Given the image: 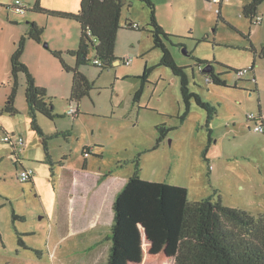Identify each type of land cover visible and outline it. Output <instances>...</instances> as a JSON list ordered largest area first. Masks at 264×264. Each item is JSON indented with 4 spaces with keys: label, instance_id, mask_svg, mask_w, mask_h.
<instances>
[{
    "label": "rangeland",
    "instance_id": "obj_1",
    "mask_svg": "<svg viewBox=\"0 0 264 264\" xmlns=\"http://www.w3.org/2000/svg\"><path fill=\"white\" fill-rule=\"evenodd\" d=\"M17 1L27 9L25 14L12 9ZM123 1L116 55L132 63L102 69L94 64L90 45V62L80 71L94 89L75 103L81 112L73 117L67 114L73 74L62 70L51 51L64 23L76 22L31 12L34 0H0V264H108L114 201L125 180L135 174L137 162L142 179L187 188L190 202L214 195L225 206L255 218L264 214V134L255 132V123L247 120L261 114V105L264 112V59L252 50L264 46V22L255 24L243 15L250 0H223L222 6L209 0H152L158 21L173 36L165 44L185 69L190 91L218 108L208 161L203 157L209 146L207 113L192 101L190 115L181 124L185 107L180 78L159 65L163 52L154 48L149 6ZM41 5L72 8L74 3L42 0ZM79 5L76 2L75 8ZM257 14L264 18V4ZM34 18L43 19L42 42L26 39L21 60L55 107V118L38 114V124L46 136L69 131L66 137L48 140L53 164L45 162L42 137L32 128L25 75L14 97L18 113L6 109L13 88L10 58ZM130 21L140 30L127 28ZM36 47H42L46 57L40 58ZM63 57L75 64L73 58ZM198 60L212 63L228 87L208 83L202 74L206 65ZM146 65L151 71L135 104ZM242 68L250 72L241 80L235 71ZM160 125L173 130L158 145ZM7 135L23 137L25 146L15 153L3 141ZM85 146L92 149L90 155L83 153ZM24 169L34 171L32 182L18 179ZM19 237L30 249L19 245Z\"/></svg>",
    "mask_w": 264,
    "mask_h": 264
},
{
    "label": "trees",
    "instance_id": "obj_2",
    "mask_svg": "<svg viewBox=\"0 0 264 264\" xmlns=\"http://www.w3.org/2000/svg\"><path fill=\"white\" fill-rule=\"evenodd\" d=\"M138 1L146 3L150 9L151 22L148 25L153 34L154 48L163 52L159 65L171 69L172 73L180 78L185 107L183 115L179 117L181 124H184L190 115L192 101L207 113L206 127L209 131V146L205 148L203 157L208 161L207 153L212 143L213 132L211 125L214 118L218 116V108L204 101L196 92L190 91L185 69L177 65L165 44V41H170L173 36L159 24L156 17V5L152 0ZM34 2L31 12L46 14L48 17L75 20L81 27L79 49L67 53L75 56V66H70L65 61L63 52L60 50L51 51L52 56L60 61L62 70L73 74L69 100L71 104L76 105V102L80 103L83 98L90 96L94 89V84L80 71L82 66L90 62L88 58L90 45L95 50L94 64L99 61L101 65L97 66L102 69L113 68L114 63L119 60L115 53L117 37H119V31L122 28L124 1L82 0L78 13L47 10L41 5L42 0H34ZM263 4L264 0H250L244 5L242 13L246 19L258 24L256 20L260 15L257 14V11ZM12 9H15L16 12L21 10L22 14L27 11L22 4L15 5ZM218 17L219 20H222L221 13H218ZM126 27L140 30L138 24L132 21L127 23ZM44 30V27L33 22L27 35L23 36L11 56L13 88L6 109L12 115L18 113L14 107V97L18 81L22 75H25V99L32 128L42 137V145L46 154L45 162L53 164L48 140L53 137H66L69 135V131L56 132L52 136H46L42 132L37 120L38 114L54 119L55 107L44 88L35 84V79L29 72L27 64L21 60L26 39L41 43ZM86 47L88 48L86 49ZM252 50L255 57L264 59V46L261 51H257L255 48ZM255 57L251 66L252 71H255ZM198 62L200 65L212 64L200 60ZM150 71L149 67L144 69V74L141 76L142 84L133 99L135 104L139 103V99H141ZM237 72L239 70L235 71L236 75ZM202 74L210 79L214 86L228 87L226 80L222 78V73H216L215 69L208 73L202 72ZM247 120L259 122L264 126L262 112L255 120L249 119V116ZM157 130L159 134L157 144L159 145L173 128L160 125ZM83 153L90 155L91 149L84 147ZM140 171L139 162H137L135 174L128 178L123 189L116 195L108 264H142L144 261L147 264H166L170 260H173L174 264H264V214L255 218L246 211L225 206L222 199L215 200L214 195L197 202H190L187 188L164 182H149L140 177ZM108 176L103 177L108 178ZM32 181L33 178L28 182ZM14 217L15 219H24L18 215H14ZM18 242L23 248L30 249L21 237Z\"/></svg>",
    "mask_w": 264,
    "mask_h": 264
},
{
    "label": "crops",
    "instance_id": "obj_3",
    "mask_svg": "<svg viewBox=\"0 0 264 264\" xmlns=\"http://www.w3.org/2000/svg\"><path fill=\"white\" fill-rule=\"evenodd\" d=\"M73 3H74V6L72 5V8H70V6H65V7H48L46 8L47 10H52V11H61V12H67V13H78L79 9H80V6H81V1L82 0H71ZM76 2L77 4H80L77 8H75L76 6ZM219 5H223V0H221V3ZM221 13V11H220ZM261 19H262V23L264 22V18L260 15ZM43 20V19H42ZM42 20L40 18H34V22L39 25L40 27H42L44 24L42 23ZM75 21V20H74ZM160 21V20H159ZM73 22V21H72ZM76 22V21H75ZM64 29H60L59 32H58V36H54L55 38H60L55 44H56V47L54 50H60L61 52H63V55H67L68 57L70 58H73V60L75 61V64H70L71 66H75L76 65V58L75 56H71V55H68V51H77L79 49V46H80V36L82 34L81 32V27L79 26L78 23H64ZM75 24V25H74ZM160 24L162 25V27L164 26L163 22L160 21ZM49 26V24H48ZM164 28V27H163ZM165 30V28H164ZM167 32V31H166ZM29 45V44H28ZM34 46V45H33ZM40 46V45H39ZM117 46V44H116ZM45 47V46H44ZM48 50V48H45ZM36 52L38 54V56L41 58H44L46 57L45 56V53H43V49L42 47H36ZM116 53H117V50H116ZM115 53V56L118 58V56L116 55ZM13 54V53H12ZM12 56V55H11ZM119 59V58H118ZM10 61H11V58H10ZM132 63V61H131ZM26 64V63H25ZM114 65H120L119 63V60H117ZM131 65V64H130ZM146 67H149L148 65H146ZM145 67V69H146ZM11 68V66H10ZM244 69V68H242ZM247 69V68H246ZM241 70V69H240ZM256 71H254L255 73ZM249 73V72H248ZM143 74H144V70H143ZM142 74V75H143ZM62 76V75H61ZM67 78V76L65 77ZM255 78H257L256 74H255ZM227 82V85H229L228 81L226 80ZM211 83V82H210ZM41 87V86H40ZM259 86H257L256 88L258 89ZM44 89H46L44 87ZM47 90V89H46ZM262 105L260 106V109H261V112H262V115H264V112L262 110ZM81 112V105H79V108H78V114ZM255 114V113H253ZM249 123H253V122H250L248 121ZM251 128V126H250ZM15 136V135H14ZM16 137V136H15ZM26 142V141H25ZM25 146V145H24ZM87 147V146H85ZM91 149V148H90ZM14 150V148H13ZM92 151V149H91ZM15 152V150H14ZM93 152V151H92ZM17 153V152H15ZM86 162L87 160L85 161V166L83 169H86ZM100 177V176H99ZM73 183H75L76 180H72ZM126 180L123 184V187L125 186L126 184ZM122 187V189H123ZM170 261H173V260H170Z\"/></svg>",
    "mask_w": 264,
    "mask_h": 264
},
{
    "label": "built area",
    "instance_id": "obj_4",
    "mask_svg": "<svg viewBox=\"0 0 264 264\" xmlns=\"http://www.w3.org/2000/svg\"><path fill=\"white\" fill-rule=\"evenodd\" d=\"M212 3H214L215 5H219L221 3V0H210ZM22 3L20 1H17V3L15 5H21ZM20 14L23 13V11L19 10L18 11ZM217 13H220L219 10H217ZM256 22L258 24L261 25L262 23V19L259 16L256 20ZM132 60H128V61H123L121 63H123L126 66H129L131 64ZM96 65H101V63L99 61L95 62ZM248 72H250L249 69H241L239 70V72H237V76L240 78H243V76H245L246 74H248ZM208 83H210V79H206ZM78 113V106L74 105V104H70V110L69 113H67L69 116H73L75 117V115ZM258 117V115L256 114H251L249 116V119H253L255 120ZM255 123V127L253 128V130L257 133L260 134H264V126L261 125L259 122L257 123L256 121ZM3 141L5 143H10L11 146L14 148L15 152L19 151L20 149H22L24 147V142L25 139L23 137H15V136H11V135H7L3 138ZM34 175V171L33 170H22L21 173H19L18 175V179L20 180V182H28L33 178Z\"/></svg>",
    "mask_w": 264,
    "mask_h": 264
},
{
    "label": "water",
    "instance_id": "obj_5",
    "mask_svg": "<svg viewBox=\"0 0 264 264\" xmlns=\"http://www.w3.org/2000/svg\"><path fill=\"white\" fill-rule=\"evenodd\" d=\"M44 46H45V48H49V45L48 44H45L44 43ZM88 47H86V49H87ZM186 55H188L189 53L187 52V50L186 49H184V51H183ZM214 70V67H213V65L212 64H209V65H206L205 67H204V69H203V73H208V72H210V71H213Z\"/></svg>",
    "mask_w": 264,
    "mask_h": 264
},
{
    "label": "clouds",
    "instance_id": "obj_6",
    "mask_svg": "<svg viewBox=\"0 0 264 264\" xmlns=\"http://www.w3.org/2000/svg\"><path fill=\"white\" fill-rule=\"evenodd\" d=\"M119 63L122 64V63H121V60H119ZM78 108H79V106H78Z\"/></svg>",
    "mask_w": 264,
    "mask_h": 264
}]
</instances>
